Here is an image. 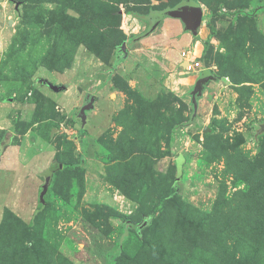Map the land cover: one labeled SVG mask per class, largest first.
I'll list each match as a JSON object with an SVG mask.
<instances>
[{
	"label": "rangeland",
	"instance_id": "obj_1",
	"mask_svg": "<svg viewBox=\"0 0 264 264\" xmlns=\"http://www.w3.org/2000/svg\"><path fill=\"white\" fill-rule=\"evenodd\" d=\"M195 1L0 0V264H264V0Z\"/></svg>",
	"mask_w": 264,
	"mask_h": 264
},
{
	"label": "water",
	"instance_id": "obj_2",
	"mask_svg": "<svg viewBox=\"0 0 264 264\" xmlns=\"http://www.w3.org/2000/svg\"><path fill=\"white\" fill-rule=\"evenodd\" d=\"M202 15H203L202 9L195 0H183L173 7H165L160 11H156L152 13L153 23L147 28V30L145 31V33H143L142 36L152 32L165 16H170L173 18L180 19L184 25L185 30L195 35L197 34L198 28L201 25ZM120 48L123 52L122 56L125 57L126 56L125 43H122ZM201 73H200L201 75H199L196 81L194 82L193 88L191 90V101L193 103V107L195 110L197 108V99L203 93L204 84L207 83V81H209L212 78V75L208 69L205 70L203 69ZM44 82L51 90L55 92H60L66 89V86L63 84H54L47 79ZM93 101H94V97L89 96L87 103L83 108H81L80 115L82 122L85 121L84 110L91 109L93 107ZM262 129L264 130V125H262ZM49 182H50V173L45 174V180L38 197L40 203H44V195L47 192Z\"/></svg>",
	"mask_w": 264,
	"mask_h": 264
},
{
	"label": "built area",
	"instance_id": "obj_3",
	"mask_svg": "<svg viewBox=\"0 0 264 264\" xmlns=\"http://www.w3.org/2000/svg\"><path fill=\"white\" fill-rule=\"evenodd\" d=\"M180 61L184 62L183 70L185 73H197L200 74L203 70V65L201 63L202 50L196 48V46L188 47L181 51Z\"/></svg>",
	"mask_w": 264,
	"mask_h": 264
},
{
	"label": "trees",
	"instance_id": "obj_4",
	"mask_svg": "<svg viewBox=\"0 0 264 264\" xmlns=\"http://www.w3.org/2000/svg\"><path fill=\"white\" fill-rule=\"evenodd\" d=\"M181 1H183V0H181ZM177 4H178V3H177ZM177 4H175V5H177ZM165 7H169V6H165ZM165 7H163L162 9H164ZM162 9H161V10H162ZM154 11L156 12V10H151V11H150V14L146 15V17H145V18L149 21V26L153 23V16H152V13H154ZM149 26H148V27H149ZM123 58H124L123 56H120V57H118V60L121 61V60H123ZM209 72L211 73L210 70H209ZM201 74H202V73H201ZM201 74H200V75H201ZM51 172H52V171L48 169V170H46V171L43 172V175H45V174H49V173H51ZM172 186H173L172 191H173V193H174V192L177 191L176 179H175L174 182L172 183ZM143 224H144V222L142 223V225H143Z\"/></svg>",
	"mask_w": 264,
	"mask_h": 264
}]
</instances>
